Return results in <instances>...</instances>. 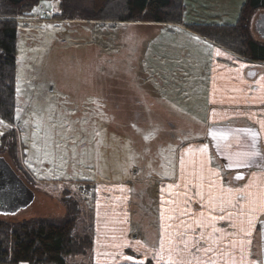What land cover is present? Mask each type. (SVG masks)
Segmentation results:
<instances>
[{"label": "rangeland", "instance_id": "1", "mask_svg": "<svg viewBox=\"0 0 264 264\" xmlns=\"http://www.w3.org/2000/svg\"><path fill=\"white\" fill-rule=\"evenodd\" d=\"M244 1L184 0L182 25L97 28L56 20V6L45 5L18 19L14 121L0 120V158L33 200L27 212L0 221L68 215L86 253L66 257V264H93V245L86 242L95 235V252H108L107 236L116 237L107 222L114 225L119 215L109 205L128 194L122 210L130 247L137 253L152 247L159 182L172 175L178 148L199 140L206 128L209 61L198 38L181 27L233 25ZM220 134L214 142L228 170L259 167L253 142L249 150L247 138ZM258 232L264 262V221ZM126 249L129 262L141 263Z\"/></svg>", "mask_w": 264, "mask_h": 264}, {"label": "crops", "instance_id": "2", "mask_svg": "<svg viewBox=\"0 0 264 264\" xmlns=\"http://www.w3.org/2000/svg\"><path fill=\"white\" fill-rule=\"evenodd\" d=\"M181 28L198 38L209 61L205 133L199 140L178 148L172 175L159 182L154 220L156 243L144 247L140 253L130 247V229L122 210L128 194L120 195L109 205L115 210L119 207L116 210L119 215H114L117 223L111 215L108 220L116 224L107 222L116 238L107 236L110 251L99 255L95 252L94 235L93 264H129L131 262L125 259L126 248L138 254L136 258L141 262L138 264L147 261L146 256H151L153 264H169L170 256L174 264H189V261L198 264L190 254L194 251L191 249L194 240L212 249L207 255L203 251L196 254L203 264H209V257L215 264H264L257 235L258 225L264 221V62L238 57L188 31L185 26ZM251 34L255 41L264 43V10L253 15ZM214 133L225 134V138L229 133L247 138L249 150L253 142L255 151L260 154L257 155L258 160L261 159L259 167L228 170L218 155ZM117 188L114 185L113 190ZM185 241L189 245L187 249Z\"/></svg>", "mask_w": 264, "mask_h": 264}, {"label": "trees", "instance_id": "3", "mask_svg": "<svg viewBox=\"0 0 264 264\" xmlns=\"http://www.w3.org/2000/svg\"><path fill=\"white\" fill-rule=\"evenodd\" d=\"M44 5L56 6L52 16L56 20L93 22L97 28L99 24L104 28L131 23L182 25L185 11L184 0H90L88 4L78 0H0V120L7 126L13 123L15 111L17 22L31 17L35 6ZM261 10L264 0H245L233 25L185 27L238 57L264 62V43L255 41L251 34V19ZM72 223L68 215L58 221H0V264H66V257L85 254L83 245L71 234ZM91 246L89 239L86 248Z\"/></svg>", "mask_w": 264, "mask_h": 264}, {"label": "water", "instance_id": "4", "mask_svg": "<svg viewBox=\"0 0 264 264\" xmlns=\"http://www.w3.org/2000/svg\"><path fill=\"white\" fill-rule=\"evenodd\" d=\"M114 27V24L109 25V28ZM32 200L33 192L0 158V216L21 215L29 210Z\"/></svg>", "mask_w": 264, "mask_h": 264}, {"label": "snow or ice", "instance_id": "5", "mask_svg": "<svg viewBox=\"0 0 264 264\" xmlns=\"http://www.w3.org/2000/svg\"><path fill=\"white\" fill-rule=\"evenodd\" d=\"M213 135H215V134H213ZM237 179H242V177L237 176ZM202 199H203V197H202ZM210 203H211V201H210ZM201 207H203V205H201ZM233 207H235V205H233ZM223 211H224V209H223V207H221V212H223ZM200 215L203 216V212H201ZM229 215H231V213H229ZM197 226H199V225H197ZM184 246L186 249L189 248V245L187 244L186 241L184 242ZM191 249H194V251H190V254L194 259H196L198 261V264H203V262L201 261V258L198 255H196L197 253L203 251L205 253V255H207V253L212 251L210 246L209 247H202L200 245L199 241H195V240L193 241V244L191 245ZM125 259L132 260L133 258L132 257H125ZM169 264H174L171 256L169 257ZM189 264H191V261H189ZM209 264H215V260L211 257H209Z\"/></svg>", "mask_w": 264, "mask_h": 264}]
</instances>
